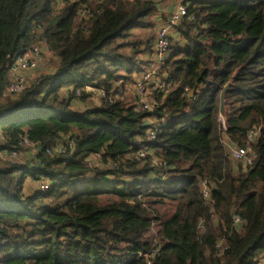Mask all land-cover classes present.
Segmentation results:
<instances>
[{
	"label": "trees",
	"instance_id": "trees-1",
	"mask_svg": "<svg viewBox=\"0 0 264 264\" xmlns=\"http://www.w3.org/2000/svg\"><path fill=\"white\" fill-rule=\"evenodd\" d=\"M83 6L91 9L86 19ZM186 7L162 67L170 90L146 112L120 100L77 109L89 99L74 91L109 90L142 71L154 42L153 3L0 0V264H146L139 255L156 247L152 264L264 262V0ZM38 43L53 71L7 95L9 59ZM228 83L223 121L219 97ZM148 119L160 129L153 141ZM250 130L258 131L248 144L255 158L243 169L225 141L246 146ZM66 136L75 138L73 150L46 153ZM23 140L37 153L14 162L7 154H22ZM144 147L150 153L133 159ZM94 154L106 167L87 166ZM29 181L36 189L26 195ZM41 181L49 184L43 194Z\"/></svg>",
	"mask_w": 264,
	"mask_h": 264
},
{
	"label": "built area",
	"instance_id": "built-area-1",
	"mask_svg": "<svg viewBox=\"0 0 264 264\" xmlns=\"http://www.w3.org/2000/svg\"><path fill=\"white\" fill-rule=\"evenodd\" d=\"M61 5L71 4L76 0H56ZM102 2L104 0H96ZM132 2L133 0H127ZM148 1L153 3L157 12H166L167 7L171 6L172 10L168 12V17L164 22L158 23L155 27V37L152 46V59L142 68V71L138 73L137 77H132L131 83L136 90V99L138 109L140 111L152 112L153 111V100L157 98L159 94H167L170 90V86L166 82L165 72L162 70L163 64L170 51V38L172 33H174V27L179 25L182 20L187 16V0H140ZM171 4H166L170 2ZM91 15V9L89 7L83 6L79 10V16L86 19ZM41 51L38 44L33 45L27 52L20 56H13L9 59L8 72H9V84L6 89V93L9 96H16L23 92L29 85L36 82L39 78L28 81L30 74L37 69H40L41 65ZM28 76V77H27ZM130 86L124 82H117L113 84L111 89L107 90L102 87L87 86L83 89H76L74 91V96L76 98L82 97L84 94L87 95V99L93 100L100 106L101 104H113L119 100H122L125 94H127ZM184 95L188 98L195 99V95L185 88ZM153 97V98H152ZM156 119H148V124L150 125L146 131V139L148 141H153L157 138V134L160 132L158 128ZM224 126V124H223ZM257 130H250L246 135V146L231 145L229 141H225L228 148L230 157L233 162L239 163L243 169H248L252 166L254 161V154L250 151L248 144L254 143L256 140ZM75 138L66 136L63 141L56 144L55 146L46 149L48 155H65L67 149L70 151L74 148ZM28 146L33 149H37L38 145L36 143L23 140L19 144V147ZM150 153V150L146 147L141 148L139 151L132 155V158L137 160L145 157ZM21 153H19L20 155ZM19 155L17 152H10L7 156L15 161H18ZM102 156L100 154L91 155L87 158L86 163L89 168L100 167L102 164ZM155 166H162L161 162L154 161ZM105 165H103L104 167ZM112 168L117 169L118 164H113ZM49 184L47 182L41 181L38 184L39 191L43 194L47 192ZM200 192L205 201L210 200L211 187L208 182L203 180L200 183ZM233 220L236 225L242 223V219L233 215ZM3 226L0 223V231ZM225 245L223 242L216 245V250L220 253L223 252ZM158 248H153L150 252L139 255L144 258L146 264H152V260L155 257ZM261 264H264L262 262Z\"/></svg>",
	"mask_w": 264,
	"mask_h": 264
},
{
	"label": "crops",
	"instance_id": "crops-1",
	"mask_svg": "<svg viewBox=\"0 0 264 264\" xmlns=\"http://www.w3.org/2000/svg\"><path fill=\"white\" fill-rule=\"evenodd\" d=\"M168 4H171V3H168ZM172 10V7L171 6H169V7H167V11L166 12H162V11H158L159 12V14H161V15H158V17H156L155 19H154V21H155V27H156V25L158 24V23H161V22H164L166 19H167V17H168V12L170 13V11ZM157 12V13H158ZM166 15H165V14ZM154 30H155V28H154ZM173 37H176V36H173ZM38 46H40V51H41V59H42V57L44 58V59H48V60H51L52 59V55H51V53L48 51V49H47V47L45 46V44L44 43H38ZM152 59V53H151V55H150V57L148 58V59H146L145 61L146 62H149L150 60ZM50 62V61H49ZM52 62V61H51ZM48 71H46L45 73H48L49 74V72H52L53 71V68H54V66L52 65V63H48ZM44 73V74H45ZM43 73H42V71H41V73H37L36 75H34L33 74V77H32V74H30V77H28V79L31 81H33L34 79H36V78H38V77H40L41 75H42ZM43 74V75H44ZM66 90H69V89H64V91L63 92H65ZM129 90H131L130 92H129V94H130V96H128V97H126V94H125V96L123 97V99H125L126 98V100L127 101H125V103H127V104H131V103H128V102H131L132 101V99H133V97H134V95L135 94H133L134 93V89L132 88V87H130L129 89H128V91ZM122 99V100H123ZM75 101H77V100H75ZM91 102H93V103H96V104H99V103H97V102H95V101H93V100H90ZM88 103H84V104H78V103H76L75 104V108H77V109H81V108H84V107H88ZM29 148V147H28ZM30 150L29 151H27V152H24V155H25V158L28 160V161H33V159H34V157H35V155H36V153H37V149H33V148H29ZM23 152H22V154H23ZM22 154H20L19 155V157L21 158L22 157ZM35 184V183H34ZM33 189H35V188H33Z\"/></svg>",
	"mask_w": 264,
	"mask_h": 264
},
{
	"label": "rangeland",
	"instance_id": "rangeland-1",
	"mask_svg": "<svg viewBox=\"0 0 264 264\" xmlns=\"http://www.w3.org/2000/svg\"><path fill=\"white\" fill-rule=\"evenodd\" d=\"M90 1H94V0H90ZM168 3H171V1L170 2H167L166 4H168ZM165 14V13H164ZM158 15H161V14H159V12L157 13H155L154 15L152 14V16H151V18L149 19V21H152V20H154L156 17H158ZM166 15V14H165ZM136 33H138V32H136ZM149 33V30H146L145 32H143V33H140L139 32V35H138V39L139 40H141L142 38H144L147 34ZM152 37H153V39H154V37H155V30L152 32ZM126 53H128L129 52V49H127V48H125V50H124ZM142 57V59L145 61L146 59L144 58V56H141ZM50 61V62H49ZM41 65H40V69H37L36 71H34V72H32L31 74H32V77H33V74L34 75H36L38 72L39 73H41V71H42V73H45L46 71H48V63H51V60H48V59H44L43 57H42V60H41ZM137 75H138V73H136V74H134L133 75V77L134 78H136L137 77ZM29 82H30V80H28ZM124 83H126V84H128L130 87H132L133 89H134V93L133 94H135L134 95V97H133V99H132V101L131 102H128V103H131L132 105H137L136 104V101H137V99H136V90H135V88L133 87V85H132V83H131V80H127V81H124ZM131 90H129L128 92H127V94H126V97H128V96H130V94H129V92H130ZM61 93H63V90L61 91ZM131 97V96H130ZM153 98V97H152ZM120 101H123V102H125V101H127L126 100V98L125 99H123V100H120ZM87 103L89 104L88 106L90 107V105H93V106H98V104H96V103H93V102H91V101H87ZM30 148V147H29ZM28 148V146H24L23 147V150H24V152H27V151H29L30 149ZM250 151L252 152V149L250 148ZM24 152H23V154H22V157L20 158L19 157V159H18V161H21V162H25L27 159L25 158V155H24ZM253 153V152H252ZM104 167H106V166H104ZM103 167V165H101L99 168H104ZM33 188H35L36 189V184H34L33 182H31V181H29L28 183H25V187H24V189H23V193L24 194H26V195H31V194H33L34 192H35V190L33 189ZM220 254V253H219Z\"/></svg>",
	"mask_w": 264,
	"mask_h": 264
},
{
	"label": "water",
	"instance_id": "water-1",
	"mask_svg": "<svg viewBox=\"0 0 264 264\" xmlns=\"http://www.w3.org/2000/svg\"><path fill=\"white\" fill-rule=\"evenodd\" d=\"M231 83H228L223 87L219 97V115L223 121H225V94L229 90Z\"/></svg>",
	"mask_w": 264,
	"mask_h": 264
}]
</instances>
